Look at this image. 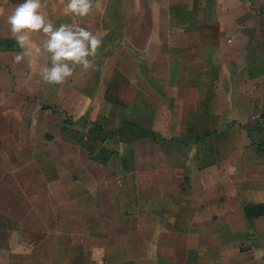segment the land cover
<instances>
[{"label":"crops","instance_id":"1","mask_svg":"<svg viewBox=\"0 0 264 264\" xmlns=\"http://www.w3.org/2000/svg\"><path fill=\"white\" fill-rule=\"evenodd\" d=\"M0 0V264H264V0H41L102 38L48 84ZM92 60V57H89Z\"/></svg>","mask_w":264,"mask_h":264},{"label":"clouds","instance_id":"2","mask_svg":"<svg viewBox=\"0 0 264 264\" xmlns=\"http://www.w3.org/2000/svg\"><path fill=\"white\" fill-rule=\"evenodd\" d=\"M60 2L63 3V0ZM42 7L41 0H24L7 17L10 31L23 50L14 59L16 63L23 62L33 48L31 33L42 31L46 36L43 49L37 47L35 51L49 53L51 66L43 67L41 76L48 84L59 85L73 75L77 66L84 70L93 67L94 58L102 46V38L79 25L61 24L55 27L46 14L40 11ZM92 7L93 0H68L64 12L86 17Z\"/></svg>","mask_w":264,"mask_h":264}]
</instances>
